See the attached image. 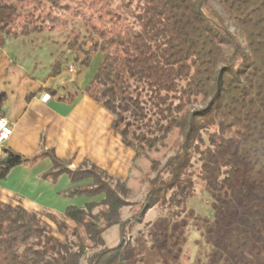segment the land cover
Segmentation results:
<instances>
[{"label":"trees","instance_id":"trees-1","mask_svg":"<svg viewBox=\"0 0 264 264\" xmlns=\"http://www.w3.org/2000/svg\"><path fill=\"white\" fill-rule=\"evenodd\" d=\"M210 1L224 8L238 33ZM46 2L48 11L35 18L16 0H0V34L17 39L41 33L47 21L53 30L65 22L53 11L65 12L75 2L72 14L83 20L91 43L82 52L81 64L102 55L85 91L112 114V127L134 151L130 172L146 159L155 176H147L139 209L123 219V210L133 204L129 178L113 176L95 164L71 170L54 160L45 177L56 180L67 174L72 183L92 181L72 186L63 195L103 198L70 204L63 213L30 211L0 199V264H135L141 258L126 235L156 206L181 217L197 185L217 183L209 167L218 156L222 185L231 187L233 195L250 185L264 186V0ZM79 42L77 34L68 52L77 51ZM73 59L80 57L75 54ZM63 66V59H57L52 76ZM3 152L0 181L28 160L11 148ZM114 227L120 238L108 246L104 235ZM223 237L233 264H251L256 243L246 230L235 227Z\"/></svg>","mask_w":264,"mask_h":264},{"label":"rangeland","instance_id":"rangeland-1","mask_svg":"<svg viewBox=\"0 0 264 264\" xmlns=\"http://www.w3.org/2000/svg\"><path fill=\"white\" fill-rule=\"evenodd\" d=\"M16 3L24 12L33 11L35 18L40 14L45 15L50 7L46 0H16ZM70 4L71 8L65 12L53 11L65 22L55 24L54 29L50 30L51 24L47 21L44 32L20 36L11 46L10 54L19 57L20 72L25 77L24 83L21 81L14 86L17 93L35 91L38 77L46 78L57 59H63V67L66 68L70 63L76 67L82 65V52L91 44L90 33L83 20L72 14L77 4ZM209 6L218 11L233 32L238 33L235 23L221 5L210 1ZM40 21L34 22L40 24ZM77 34L80 35L78 50L68 52V44ZM75 54L79 55V61L73 59ZM70 69L76 70L74 66H69ZM70 75H64L61 80H66ZM70 85L73 86V82ZM152 157L165 161L158 153H153ZM220 161L218 156L209 167L217 183L212 181L214 185L208 182L197 185L194 196L187 203V211L181 217H176L173 211L169 215L166 206H156L148 211L141 224L126 235V239L136 245L141 258L135 264H233L225 254L223 235L235 227L246 230L256 243L250 254L251 264H264V186L250 185L244 193L233 195L231 187L222 185L223 168ZM150 173L151 163L146 159H141L138 170L130 172L129 184L133 190L130 200L133 204L123 210V219L131 218L134 211L139 209L138 201L148 188L146 180ZM150 176L152 178L155 173L152 172ZM103 196L82 194L65 198L72 202L70 204L82 206L92 200L99 201ZM54 205L65 210L68 204L66 199H60ZM64 210L58 212L63 213ZM53 227L56 231L55 225ZM104 237L106 245L114 246L119 241L120 232L114 227Z\"/></svg>","mask_w":264,"mask_h":264},{"label":"crops","instance_id":"crops-1","mask_svg":"<svg viewBox=\"0 0 264 264\" xmlns=\"http://www.w3.org/2000/svg\"><path fill=\"white\" fill-rule=\"evenodd\" d=\"M16 40L0 34L1 115L13 129L12 136L0 149V156L3 149L11 148L28 160L0 181V199L30 211L64 210L54 205L60 199H66L68 205L72 203L62 192L92 181L72 183L67 174L56 180L45 177L54 160L71 170L84 163L95 164L113 176L129 178L134 151L112 127V114L85 91L102 55L93 56L86 66L70 63L57 75L52 76L50 71L46 78L38 77L35 91L17 93L14 86L24 83L25 77L20 72L19 57L10 54ZM69 66H74L75 72ZM69 73V78L61 80ZM46 92L51 98L44 102L41 97Z\"/></svg>","mask_w":264,"mask_h":264},{"label":"built area","instance_id":"built-area-1","mask_svg":"<svg viewBox=\"0 0 264 264\" xmlns=\"http://www.w3.org/2000/svg\"><path fill=\"white\" fill-rule=\"evenodd\" d=\"M72 71V69H70ZM51 98V94L46 92L42 95L41 100L46 102ZM13 129L9 121L2 115H0V149L12 136Z\"/></svg>","mask_w":264,"mask_h":264},{"label":"water","instance_id":"water-1","mask_svg":"<svg viewBox=\"0 0 264 264\" xmlns=\"http://www.w3.org/2000/svg\"><path fill=\"white\" fill-rule=\"evenodd\" d=\"M1 97H2V96H0V100H1Z\"/></svg>","mask_w":264,"mask_h":264}]
</instances>
